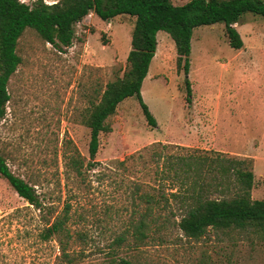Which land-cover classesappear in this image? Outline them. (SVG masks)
<instances>
[{
    "label": "rangeland",
    "instance_id": "obj_1",
    "mask_svg": "<svg viewBox=\"0 0 264 264\" xmlns=\"http://www.w3.org/2000/svg\"><path fill=\"white\" fill-rule=\"evenodd\" d=\"M132 23L125 15L102 21L89 12L62 50L30 29L22 33L15 47L20 63L7 82L0 120L8 169L54 214L68 206L73 239L84 236L70 247L82 252L80 264H106L116 236L124 242L114 254L134 264H264L263 234L207 229L197 239L184 237L175 226L181 198L171 196L174 183L165 170L185 155L181 148L245 160L253 174L250 199L264 201V18L244 13L233 24L242 41L237 50L228 46L220 23L193 30L189 102L173 43L157 32L140 91L155 127L146 124L133 96L124 99L105 120L110 131L99 134L90 161L84 125L89 101L125 71ZM70 157L81 162L78 172ZM140 220L149 228L144 240L134 242L132 229ZM41 226L38 212L0 177V264H53L56 244L38 239Z\"/></svg>",
    "mask_w": 264,
    "mask_h": 264
},
{
    "label": "trees",
    "instance_id": "obj_2",
    "mask_svg": "<svg viewBox=\"0 0 264 264\" xmlns=\"http://www.w3.org/2000/svg\"><path fill=\"white\" fill-rule=\"evenodd\" d=\"M89 12L102 21L121 15L133 18L125 71L120 78L107 82L96 100L89 101L84 125L88 129L87 152L92 161L98 149L99 134L110 131L105 120L115 113L117 105L124 99L133 96L146 124L155 127V120L142 101L140 87L155 52L157 32L166 33L173 43L175 66L183 73L185 100L189 102L186 75L193 30L220 23L228 46L237 50L242 41L233 24L244 13L264 18V0H188L178 6L171 0H57L51 4L34 0L30 5L19 0H0V120L9 100L7 82L20 63L15 47L22 33L30 29L44 43L62 50L71 44L74 25ZM181 149L186 151L185 155L169 162L165 170L171 174L170 181L174 183L171 196L181 198L183 213L175 226L182 235L197 239L207 229L252 231L264 235V201L250 199L253 174L248 163L219 152L209 155L203 150ZM69 165L78 172L81 162L70 157ZM0 177L38 212L42 225L38 239L42 243L53 240L56 244L53 264H80L82 252L70 247L72 241L83 242L84 236L78 233L73 239L68 227V206L59 214L43 206L33 186L10 172L1 153ZM148 201L145 199L146 203ZM148 228L144 221H138L132 229L134 242L144 240ZM123 242L122 236L112 240L106 264H134L114 254V248Z\"/></svg>",
    "mask_w": 264,
    "mask_h": 264
},
{
    "label": "crops",
    "instance_id": "obj_3",
    "mask_svg": "<svg viewBox=\"0 0 264 264\" xmlns=\"http://www.w3.org/2000/svg\"><path fill=\"white\" fill-rule=\"evenodd\" d=\"M156 49V48H155ZM155 53V52H154ZM154 56V55H153ZM153 58V57H152ZM152 60V59H151ZM151 62V61H150ZM150 64V63H149ZM142 88V87H141ZM141 93H142V89H141Z\"/></svg>",
    "mask_w": 264,
    "mask_h": 264
}]
</instances>
